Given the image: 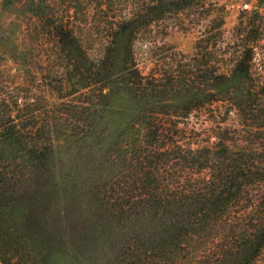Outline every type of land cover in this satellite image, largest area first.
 Segmentation results:
<instances>
[{"label": "rangeland", "instance_id": "374dc122", "mask_svg": "<svg viewBox=\"0 0 264 264\" xmlns=\"http://www.w3.org/2000/svg\"><path fill=\"white\" fill-rule=\"evenodd\" d=\"M132 1L0 0V264H215L221 245L237 244L241 225L235 220L249 207L247 200L215 221L190 227L182 243L170 245L169 212L155 217L156 210L135 197L142 192L136 190L139 179L149 176L162 186L170 181L192 188L212 173L200 168L201 157L225 146L264 163V46L253 61L251 113L223 102L188 112L182 102L188 100L183 87L199 88L186 67L197 40L217 35L218 17L225 42L243 19L264 27V6L258 0H212L170 11L138 30L131 45L135 67L146 82L158 79L168 91L161 87L152 101L127 103L113 91L101 97V85L86 82L85 71L78 76L47 20L70 26L97 60L111 22L124 17ZM213 50L218 63V48ZM118 71L114 66L112 72ZM169 113L180 116L172 121L182 132L164 139H175L183 152L143 160L150 139L134 121L162 120ZM10 129L14 136L6 144L2 134ZM196 149L202 150L187 151ZM254 264H264V247Z\"/></svg>", "mask_w": 264, "mask_h": 264}, {"label": "trees", "instance_id": "16d2710c", "mask_svg": "<svg viewBox=\"0 0 264 264\" xmlns=\"http://www.w3.org/2000/svg\"><path fill=\"white\" fill-rule=\"evenodd\" d=\"M210 2L212 0H133L127 4L128 13L119 19L114 18L111 22L108 45L102 58L97 60L88 57L80 39L66 23L49 18L47 26L57 48L72 64L78 76L81 77L85 71L86 82L101 85V97L106 98L113 91L117 93L115 95H121L127 103L139 98L152 101L153 92L167 86L161 85L158 79L146 82L136 69L131 45L138 30L163 19L170 11L178 13ZM258 4L264 6V0H258ZM218 20L217 35L211 37L212 35L205 33L201 36L196 42L195 53L187 60L186 67L192 70L190 77L195 76L194 80L199 88H182L188 92V100H182L186 104L184 110L189 112L195 108L212 107L215 103L223 102L245 115L253 111L248 104L253 101L252 67L257 51L264 46V27L252 18L243 19L237 26L239 31L233 36V40L225 42L221 32L223 21L221 17ZM216 48L220 57L218 63L213 61V49ZM228 49L236 51L231 53ZM225 61L231 62V67H222ZM114 66L119 68L118 72H112ZM169 108L174 110L175 107ZM162 116V120L151 121L144 118L133 123V127L138 128L141 124L144 136L150 139L143 160L154 159L159 162L161 158H167L168 153L170 158L183 152L182 145L175 139H164L169 134L173 137V132H182L177 129L178 124L172 121L180 116L176 113ZM167 118L169 122L166 121ZM2 135L8 144L14 136L13 129L4 130ZM45 149L48 150L47 147ZM201 150L187 151L196 155ZM35 152L34 149L31 150L32 154ZM248 152L242 148L233 151L225 146L216 155L205 154L201 157L205 165H200V168H207L212 173L189 189L170 181L169 185L162 186L150 176L144 180L139 179L140 185L136 190L142 192L135 198L147 201V205L156 210L155 217L159 213L164 216L169 212L167 229L170 245L182 243L190 227L215 221L217 216L223 217L227 214L232 206L239 207L247 200L249 207L237 213L235 220L241 225L238 226L237 244L221 245L215 264H254L264 247V191L261 189L264 185V163L251 158L247 155ZM153 170L156 173L159 171L158 167L151 169ZM164 191H169V194L165 196ZM122 194L125 195V192Z\"/></svg>", "mask_w": 264, "mask_h": 264}]
</instances>
